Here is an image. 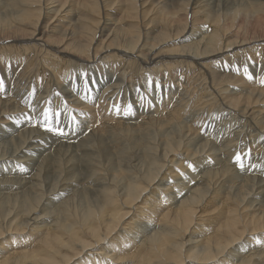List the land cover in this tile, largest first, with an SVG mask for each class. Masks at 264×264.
Returning a JSON list of instances; mask_svg holds the SVG:
<instances>
[{
  "label": "bare ground",
  "instance_id": "6f19581e",
  "mask_svg": "<svg viewBox=\"0 0 264 264\" xmlns=\"http://www.w3.org/2000/svg\"><path fill=\"white\" fill-rule=\"evenodd\" d=\"M262 79L264 0H0V264H264Z\"/></svg>",
  "mask_w": 264,
  "mask_h": 264
},
{
  "label": "rangeland",
  "instance_id": "374dc122",
  "mask_svg": "<svg viewBox=\"0 0 264 264\" xmlns=\"http://www.w3.org/2000/svg\"><path fill=\"white\" fill-rule=\"evenodd\" d=\"M150 82V81H149ZM170 89V92H172V94H173V96H174V98H176L179 94H177V93H179V89L176 87V86H172L171 88H169ZM154 91V90H153ZM152 91V92H153ZM154 96V95H153ZM152 96V97H153ZM176 96V97H175ZM161 99V98H160ZM215 129H217V127H215ZM221 131L223 132V133H226V128L224 127L223 129H221ZM246 154V155H245ZM244 155L243 154H241L240 155V157H241V160H240V164H242L243 165V167H244V169L246 170L247 168H249V165H252V164H254L255 163V161L253 160L252 161V154H248V153H245ZM247 156V157H246ZM244 159V160H243ZM248 160V161H247ZM261 163V162H260ZM236 166H238L237 168L239 169V171L241 170V171H244L243 170V168H241L240 167V165L239 164H237L236 163V165H235V167ZM241 168V169H240ZM250 169V168H249ZM251 170H252V168H251ZM245 172V171H244ZM251 172H253V171H251ZM257 172L258 171H256V174H257ZM249 175V174H248ZM253 175V174H252Z\"/></svg>",
  "mask_w": 264,
  "mask_h": 264
},
{
  "label": "snow or ice",
  "instance_id": "6c2138e0",
  "mask_svg": "<svg viewBox=\"0 0 264 264\" xmlns=\"http://www.w3.org/2000/svg\"><path fill=\"white\" fill-rule=\"evenodd\" d=\"M244 71H245V73L248 72V67L247 66L245 67ZM249 79H251V76H249ZM262 82H264V79H262ZM84 90H85V92L88 91V82L87 81H85V83H84ZM84 98H88V97H84ZM127 111H131V109H128ZM45 118H46L45 122L47 123V120H48V113L47 112L45 113ZM47 130L50 131V132L55 131V132H57L60 135H63L64 134L62 128L53 129L52 127L49 126V127H47ZM235 159H236L237 164H240L241 157L239 155H237L235 157ZM188 166L190 168H193V166L191 164H189ZM240 167L243 168V165L240 164ZM193 170H195V169L193 168Z\"/></svg>",
  "mask_w": 264,
  "mask_h": 264
}]
</instances>
